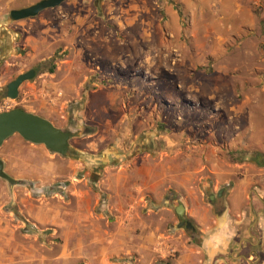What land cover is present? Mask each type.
Returning a JSON list of instances; mask_svg holds the SVG:
<instances>
[{
    "label": "rangeland",
    "instance_id": "374dc122",
    "mask_svg": "<svg viewBox=\"0 0 264 264\" xmlns=\"http://www.w3.org/2000/svg\"><path fill=\"white\" fill-rule=\"evenodd\" d=\"M91 1L87 7V0H69L43 12L49 47L21 52L20 73L35 69L36 77L20 86L17 100L0 102V113L20 109L71 134L65 157L17 135L1 146L4 172L16 185L0 179V264H20L30 254L44 264H86L76 258L73 240L65 246L68 234L80 230L63 224L72 226L65 218L78 216L87 201L122 205L131 193L148 211L171 197L180 175L199 190L212 172L264 178L263 8L253 6L230 34V22L205 15L213 5L191 11L194 0ZM87 8L97 15L90 24L100 22L86 34ZM167 12L175 14L174 29ZM94 32L108 44L93 42ZM172 50L179 55L174 65ZM65 79L67 86L58 85ZM26 172L30 180L18 179ZM117 180L124 182L119 190ZM39 211L53 212L54 223H36L31 215ZM170 218L167 238L175 230L174 209ZM162 241L151 264H172L175 256ZM125 260L113 257L109 264Z\"/></svg>",
    "mask_w": 264,
    "mask_h": 264
},
{
    "label": "crops",
    "instance_id": "0c3cea01",
    "mask_svg": "<svg viewBox=\"0 0 264 264\" xmlns=\"http://www.w3.org/2000/svg\"><path fill=\"white\" fill-rule=\"evenodd\" d=\"M91 2V0H87L86 6H90ZM194 2L191 11L196 6L213 5L214 8H207L208 12L205 15H212L215 21L225 19L230 22L226 28V30H231L230 34L239 32V28L235 29V22L240 21L241 17H249L253 6L262 7L264 10V0H194ZM35 4L37 3L34 0H0V94L3 92L2 87H6L13 81V75L16 78L23 74L20 73L23 67L21 52L25 48L36 52L39 47L41 50L44 47H49L46 45L47 32H50L49 22L42 16L45 11L35 18L19 22H13L9 18L11 11ZM131 9L136 8L132 7ZM85 14L81 24L84 25L82 30L87 34L95 24H98L99 19H95L94 23L90 24L92 21L89 18L97 16L95 9L87 8ZM167 15L170 27L174 29L175 14L169 12ZM202 16L201 14L198 17L202 18ZM117 18L118 16L115 19ZM262 19H264V13L260 20ZM149 36V34H145L144 37L147 44L150 43ZM213 36L221 38L216 31L213 32ZM88 37L92 38L93 42H95V38H98L102 44H108L105 41H108L109 38H103L99 32H94L92 36ZM66 84H68L66 79L58 83L60 86ZM52 125L54 126L53 123ZM1 161L4 163L3 159ZM37 169L39 170V168ZM11 171H17L14 165H11ZM35 173L38 172L35 171ZM211 177L214 179L211 180ZM18 179L30 180L31 174L23 173ZM163 180L167 181L166 173L163 175ZM173 182L176 188L170 193L171 202L169 199L161 200L160 203L163 205L153 208L150 206L152 210L148 211L144 206L132 200L138 198V195L131 193L123 197L127 199L122 205H118V201L115 205H112L111 201L107 203L102 200L99 205L87 201L85 206L80 207L81 213L78 216L69 214L65 218L66 221L72 223V226H68L67 223L63 226H67L68 229L80 230L72 232L74 237L68 234L65 246H68L73 240L77 245L76 258L86 264H109V259L119 256L127 258L125 264H151L149 258L153 252H156L155 246L162 239L164 241L161 244H164L175 256L172 264H264V178L259 181L246 178L232 179L212 172L207 176L203 190L198 189V184L196 186L184 185L181 175L174 178ZM123 187L124 182L117 180L116 189L119 190ZM218 192H221L220 196H217ZM78 196L82 198L81 194ZM113 196L112 193H109L108 200H111ZM210 197H213L212 201ZM117 198L119 197L117 196ZM170 203H176L183 207V222L190 223L193 231L184 229L191 233V237H187L180 230L182 227H179V224L182 221L178 216L175 218L174 233L168 238L164 236V230L171 219V210L176 208H171ZM226 211L233 220L234 235L226 247L209 256L202 247V234L213 228L215 218L223 215ZM108 215H111L109 216L111 219L106 218ZM31 216L40 225L54 223L55 220L51 211H39ZM66 253H64V259L68 257ZM159 258L165 259V254ZM20 259V264H34L36 261L37 264H44L43 259L35 260L32 254Z\"/></svg>",
    "mask_w": 264,
    "mask_h": 264
},
{
    "label": "water",
    "instance_id": "95a60500",
    "mask_svg": "<svg viewBox=\"0 0 264 264\" xmlns=\"http://www.w3.org/2000/svg\"><path fill=\"white\" fill-rule=\"evenodd\" d=\"M66 1L68 0H42L35 5L11 11L9 18L13 22L35 18L41 12L55 9ZM34 77L35 72L33 70L17 76L6 86L4 99L9 101L17 100L20 86L32 81ZM14 135L19 136L24 142L31 145L43 146L47 151L57 156L65 157L69 154L70 133L63 132L54 127L49 121L20 109L0 113V148L7 139ZM0 179L10 186L16 185V181L4 172L1 160ZM220 195L221 192H218L217 196ZM210 200L212 201L213 197H210ZM174 212L176 216L182 218L184 209L179 205L174 209ZM179 227H182V224H179ZM185 229L193 231V227L188 222L185 224Z\"/></svg>",
    "mask_w": 264,
    "mask_h": 264
},
{
    "label": "clouds",
    "instance_id": "9594fccd",
    "mask_svg": "<svg viewBox=\"0 0 264 264\" xmlns=\"http://www.w3.org/2000/svg\"><path fill=\"white\" fill-rule=\"evenodd\" d=\"M233 235V220L226 211L223 215L215 218L213 228L202 234L203 250L211 256L226 247L230 243Z\"/></svg>",
    "mask_w": 264,
    "mask_h": 264
},
{
    "label": "flooded vegetation",
    "instance_id": "af4514ba",
    "mask_svg": "<svg viewBox=\"0 0 264 264\" xmlns=\"http://www.w3.org/2000/svg\"><path fill=\"white\" fill-rule=\"evenodd\" d=\"M30 70H33V71L35 72V77H36V74H37L36 70H35V69H30ZM35 77H34V78H35ZM5 93H6V87H5V90L0 94V102L3 101V100H6V99H4ZM180 219H181V221H182V222H180V224H182V227L185 228V224H186V223L183 222V218H180Z\"/></svg>",
    "mask_w": 264,
    "mask_h": 264
},
{
    "label": "built area",
    "instance_id": "2783aa9c",
    "mask_svg": "<svg viewBox=\"0 0 264 264\" xmlns=\"http://www.w3.org/2000/svg\"><path fill=\"white\" fill-rule=\"evenodd\" d=\"M171 53L174 54V58L172 60V65H174L175 61H177L179 59V55L177 54V52L175 50H172Z\"/></svg>",
    "mask_w": 264,
    "mask_h": 264
},
{
    "label": "trees",
    "instance_id": "16d2710c",
    "mask_svg": "<svg viewBox=\"0 0 264 264\" xmlns=\"http://www.w3.org/2000/svg\"><path fill=\"white\" fill-rule=\"evenodd\" d=\"M53 70H54V67H52V69L49 71L50 73H52L53 72ZM89 133H86V134H93V132L92 131H88ZM254 155V157H256L257 158V161H258V159H259V155L258 154H253ZM259 166H262V164H259Z\"/></svg>",
    "mask_w": 264,
    "mask_h": 264
}]
</instances>
